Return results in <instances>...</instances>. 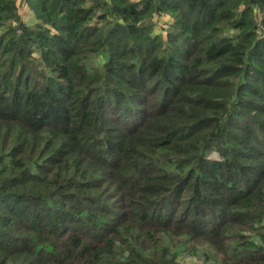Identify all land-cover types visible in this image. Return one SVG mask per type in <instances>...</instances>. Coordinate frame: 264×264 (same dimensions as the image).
<instances>
[{
    "label": "trees",
    "instance_id": "16d2710c",
    "mask_svg": "<svg viewBox=\"0 0 264 264\" xmlns=\"http://www.w3.org/2000/svg\"><path fill=\"white\" fill-rule=\"evenodd\" d=\"M185 255L264 264V0H0V264Z\"/></svg>",
    "mask_w": 264,
    "mask_h": 264
},
{
    "label": "rangeland",
    "instance_id": "374dc122",
    "mask_svg": "<svg viewBox=\"0 0 264 264\" xmlns=\"http://www.w3.org/2000/svg\"><path fill=\"white\" fill-rule=\"evenodd\" d=\"M19 12L23 18V20L27 23H32L35 20V17L33 15V12L26 6V5H20V9ZM160 19V18H157ZM167 20H171L170 16L165 14L163 15V17L161 18V22L159 23L158 20V28L157 31H159V29H163V34L166 32L165 30L168 28L166 24ZM180 261L184 264H203L198 258L195 257H189V256H182L180 257Z\"/></svg>",
    "mask_w": 264,
    "mask_h": 264
}]
</instances>
